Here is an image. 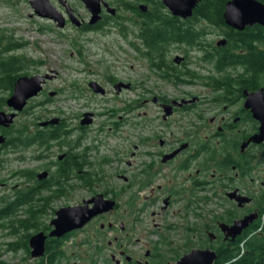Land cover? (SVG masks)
<instances>
[{
  "label": "flooded vegetation",
  "instance_id": "obj_1",
  "mask_svg": "<svg viewBox=\"0 0 264 264\" xmlns=\"http://www.w3.org/2000/svg\"><path fill=\"white\" fill-rule=\"evenodd\" d=\"M51 1L62 12L66 20L63 27L57 25L61 29V32L58 33L60 37L70 36L64 34L66 32L64 28L67 27L81 34L104 33L105 30L111 31L115 28L125 44L136 53L137 59L146 61L144 66L148 69L149 74H152L154 78H159L158 80L161 81H153L152 84L144 87V84L140 81L129 78L123 79L112 73L104 75V80L102 81L90 79L85 86H80L78 81L73 80L69 85L71 87L69 99L76 100L81 107L88 106L94 100L93 97L96 96L102 98L101 102L103 104L114 101L118 106L104 113L94 110L82 111L74 116L73 120H75V123L71 124L68 123L65 116L43 117L40 113L38 115L35 109V106H37L35 105V99L39 95L45 94V97L38 100V106L46 107L62 93L63 88L51 89L49 87L51 82L59 78V73L56 72L55 75L52 74V78L46 79L39 94L30 98L26 106L20 111L9 106L8 99L14 92V85L18 77L34 74L19 73L12 90L11 87L0 85V112L16 113L13 122L9 125L0 124V139H2L0 141V173L6 170L5 162L9 161L6 154L20 153L16 156V159L24 160L25 155L22 152L32 150L33 159L49 160L42 168L29 169L25 167L24 169L11 171L12 176L16 177L18 182L15 183L14 190L11 193L6 194L8 192L4 193L5 190L0 193V205L14 199L19 191L26 188H36L39 196L45 194L48 202L53 204L73 193L75 187H77L75 180H78L79 184L90 186V182H84L74 174V152H79L86 160L83 169L79 170L80 174L85 175L89 170L102 174V167L105 164L112 163V160L107 155L94 160V155L101 154L100 145H103L104 125L93 129V124H95L98 115H105L112 120L107 136L110 133L115 135L114 132H121L120 128L122 127H129L132 132L129 133L131 135L135 136L138 132L142 134L141 137L137 135L136 140L132 143V149L129 146L125 155H123V150H115L114 162L119 166V170L122 168V163L125 162L127 168L134 167L133 170L145 174V180L149 184L155 180L156 173L160 174L173 168L184 172L190 171V177H192L194 175L192 170L194 169V173L198 176L193 178L192 183L195 187H201L202 185L204 186V180L200 177V172H202L203 166L208 167L207 164H210L213 168L212 178L209 181L211 184H218L220 181L230 183L231 189L227 190L225 195L226 199L231 203V207L224 211L228 214L229 220L220 219L212 223L213 227L208 226L205 231L209 240L205 245L199 246V248L215 249L214 246L219 240L221 243L234 242L248 233L249 236L256 234L258 237L264 238L262 226L254 229L264 207L261 202L264 196V168L258 158L260 156L264 163V143H255L250 140L253 135L260 131L262 123L254 117L251 108L246 106L249 93L259 89L264 90V85L258 88H250L238 84L226 85L220 82V79L226 74H231L236 79L244 78L247 75L244 72L247 70L243 62L247 60L251 51L258 46L259 50L264 52V24L247 25L240 30L227 24L224 26L220 22L212 23L207 21V23L201 19L199 21L195 9L201 0L198 1L193 9L192 15L187 18L173 14L169 7L163 3L164 7L160 9L165 10L171 20V22L167 23L170 31L166 32L167 37L161 38L157 36L155 38L154 29L144 30V27L150 24L147 19L153 16L155 5L152 6L151 3L154 0H134L137 8L134 5V9L129 16L130 22H123L126 17H123V8L119 3L111 4V2L106 0L110 8L101 2V18L94 23L91 22L92 13L82 0H74L76 4L72 3L73 0H66L65 4L60 0ZM228 1L230 0H227L226 3ZM259 1L264 2L263 0ZM224 11L225 7L222 13V21L225 23ZM191 18H194V21H191L192 23L186 22ZM128 24H130L131 28L128 27ZM190 26L193 27L194 31L190 30ZM123 27L126 28L124 29ZM203 27L205 28L202 29ZM187 28H189V33L193 34L192 38L186 37ZM184 30L186 31L184 32ZM251 30H253V34L249 33ZM146 34L149 35L147 38L144 37ZM130 36L132 37L130 38ZM249 38H251L252 43L247 42ZM76 40L75 38L71 39V43ZM234 59L238 62H235ZM85 70L82 72H85ZM47 73L38 74L46 75ZM262 74L264 75V72ZM202 79L206 81L205 85L209 86L214 94L212 96V116L208 120L204 114L206 108L200 107L204 96L200 97V94L189 91L186 96L181 97H171L168 93L170 83L175 88V84L178 86L181 84L194 85L198 84L197 81ZM93 81L102 86L104 89L103 93L95 91L91 85ZM120 82L129 84V86L125 87L122 85L118 89L116 84ZM168 83L169 85H167ZM109 87L114 88L115 91L112 92ZM51 92H54L53 95H51ZM85 92H91V97L85 95ZM125 92H131L134 96L126 98L123 96ZM86 113L92 114L90 123L83 122ZM25 114L33 115V118L29 120L30 122L17 124V119ZM55 117L60 118L59 122L47 123ZM206 120L209 123H206ZM27 126L30 129L34 128L36 131H45L47 136L50 132L57 134L59 127L67 132L64 133L66 138L62 141V138L59 139L54 136L46 142L48 137L41 139L37 135L38 139L29 146L13 145L16 142L18 132L25 130ZM172 127L177 128L178 134H175V131H170ZM203 127L207 128L208 133L199 142L196 139L198 128L203 130ZM87 139L91 140L83 144L84 140ZM18 147L19 149H17ZM55 147H59V149L55 150ZM140 147L143 148V151H139ZM254 149L259 153L254 154ZM66 158L69 164V176L67 180H64V178L61 180V186L64 184L67 187L58 193L57 190L61 187L54 173L58 171L60 164ZM42 173H46L45 176H40ZM119 174L120 178L124 180L123 185L125 183L130 184L129 180L133 178L131 174L126 175L125 172L124 174ZM4 185L6 183L1 180L0 189ZM162 186V184L158 183L157 187H153L151 191L154 194L157 189L161 190ZM230 193H233V196H230ZM97 194H100V192L92 194L91 197L83 199V201L93 198ZM103 194L106 198L114 199L116 201L114 209L119 210V203L116 197L108 193ZM240 195L249 197L250 201L240 203L238 201V196ZM154 197L156 198L155 195ZM170 199V195L167 196V199H164L165 203H170ZM20 213L21 215L23 214L22 216L26 215L23 209ZM249 214H256V217L237 236L227 235L222 230L221 223L232 225L236 220ZM105 216V213L99 214L85 226L92 224L96 226V222ZM107 224L109 229H113V221H109ZM85 226L79 229H83ZM47 228V231H43L49 233L53 226L49 224ZM105 228L106 223L101 221L99 232L101 233ZM79 229L59 237L58 241L62 243L71 233ZM197 232L198 229L195 230V237L198 235ZM119 233L122 234V228H120ZM114 237L116 240L120 238L118 235ZM49 238H47L46 244ZM0 250V252L4 251V249ZM118 252L124 264H155L156 258H159L158 253L148 249L145 257L151 260L147 262L140 260L128 254L122 243H120ZM186 252H189V250ZM0 258L2 259V255ZM119 262L117 260L116 263Z\"/></svg>",
  "mask_w": 264,
  "mask_h": 264
},
{
  "label": "rangeland",
  "instance_id": "obj_2",
  "mask_svg": "<svg viewBox=\"0 0 264 264\" xmlns=\"http://www.w3.org/2000/svg\"><path fill=\"white\" fill-rule=\"evenodd\" d=\"M30 1L7 0L6 2V0H0V36L4 37L5 42L11 40L13 45H18L11 53L23 58L22 62L25 65L32 59L43 61L42 64H28L18 73L43 74L48 72L53 75L56 72L59 73V78L51 82L49 87L51 89L59 87L64 90L54 102L46 107L38 106V100L44 98L45 94L39 95L35 99L36 101L33 100L37 105L35 109L38 115L40 113L43 117L65 116L68 123L71 124L75 123L74 116L82 111L94 110L104 113L118 106L114 101L103 104L102 98L96 96L88 106L81 107L76 100L69 99L71 91L69 85L73 80L78 81L80 86H85L90 79L102 81L104 75L112 73L123 79L140 81L144 87L152 84L153 81H161L149 74L148 69L144 66L146 61L137 59L136 53L125 44L115 28L111 31L105 30L106 33L81 34L67 27L64 28L66 31L64 34L70 36L62 38L58 35L61 29L57 24L35 14ZM72 3L76 4V1L73 0ZM122 13L125 17H129L131 14L126 9ZM128 25L130 27V24ZM74 38L77 40L71 43V39ZM83 70L85 72H82ZM197 82L198 84L194 85L181 84L178 86L175 84V88L170 83L168 93L171 97L186 96L188 91L200 94V97L204 96L200 107L206 108L204 114L208 120L212 116V96L214 94L212 89L205 85L204 79ZM110 89L112 92L115 91L114 88ZM85 95L91 97V92H85ZM123 96L131 98L134 94L125 92ZM32 118L33 115H21L17 119V124L27 122ZM111 121L105 115H98L95 124H93V129L104 125L103 145H100L101 154L94 155V160L105 155L112 160V163L101 166L103 168L102 178L90 182V186L79 184V181H76L77 187L73 193H70L67 198L51 204L48 213L42 219L46 225H49L56 216L57 209L81 203L83 199L98 192L116 197L119 210L114 209L106 212V216L98 220L96 226L92 224L71 233L60 244V250L63 253L57 262L58 264H124L118 252L120 243H122L128 254L140 260L146 262L151 260L145 257L146 250L150 249L158 254H163L167 264H176L180 257L187 253L186 250L199 248L208 242L205 229L208 226L213 227L212 223L220 220L218 215L226 213L225 209L231 207V203L225 195V192L231 189V185L220 181L218 184L209 183L195 187L192 181L198 175L194 173V169L192 177H190V171L184 172L173 168L160 174L156 173L155 180L149 184L145 180V174L133 170L134 167L127 168L125 162L122 163V168L119 170V166L114 162L115 150H123V155H125L129 146L132 149V143L136 140L137 135L141 137L142 134L138 132L135 136L131 135L129 127H122L120 128L121 132H114L115 135L110 133L107 136ZM198 129L196 139L200 142L208 130L205 127L203 130ZM170 131H175V134H178L175 127H172ZM89 140H84L83 144ZM58 149L59 147H55V150ZM139 151H143V148L140 147ZM254 151V154L259 153L256 152V149ZM19 154H6L9 161L5 162L6 170L0 173V178L6 185L1 187L0 193L5 190L4 193L8 192L6 194H9L14 190L13 187L18 181L16 177L12 176L11 171L25 167L29 169L42 168L49 161L48 159H33L32 150L22 152L25 155L24 160L16 159ZM258 158L264 168L263 159L260 156ZM207 166H203L202 172H200L201 176L199 175L204 182L210 181L212 178L213 168L210 164ZM129 169L131 170L128 171ZM124 172L126 175L133 176L129 180L130 184L123 185L124 180L120 178L119 173L124 174ZM158 183L163 186L161 190L157 189L153 194L151 190L153 187H157ZM169 195L171 202L167 204L164 199H167ZM101 221L106 223V228L100 233ZM109 221H113V229H109L107 224ZM194 227L198 229L197 237L194 236L195 231L191 229ZM120 228H122V234L119 233ZM7 232V229L0 230V249H4L2 261L6 264H36L39 259L27 257L21 250L17 253L5 251L7 243L13 240L6 234ZM115 235L120 236L119 240L115 239ZM24 256H26L25 259H23ZM117 260L120 262L116 263Z\"/></svg>",
  "mask_w": 264,
  "mask_h": 264
},
{
  "label": "trees",
  "instance_id": "obj_3",
  "mask_svg": "<svg viewBox=\"0 0 264 264\" xmlns=\"http://www.w3.org/2000/svg\"><path fill=\"white\" fill-rule=\"evenodd\" d=\"M108 1L111 2V4L119 3L123 10L126 9L130 12L134 9V5H136L134 0ZM226 1L227 0H201L195 9L197 18L199 21L201 19L205 22H220L226 26V23L222 21V13ZM151 5H155L153 16L147 19V22L150 24L144 27V30L149 28L154 29L155 38L157 36L161 38L167 37L166 32L170 31L167 23L171 22V20L168 18L166 11L160 9L164 7V4L161 0H154ZM126 21H130V18L126 17L123 19V22ZM191 21H194V18L188 19L186 22L192 23ZM123 28L125 29L126 27ZM190 30L194 31L192 26H190ZM185 31L186 30H184V32ZM249 33L253 34V30H251ZM148 36L149 35L147 34L144 35L145 38ZM186 37H193V34L189 33V28H187ZM250 39L251 38H249L247 42L252 43ZM16 47H18V45H13L11 40L5 42L4 37L0 36V85L11 87V90L16 78L19 76L18 71L23 70V68L25 69L26 65L31 63H43L41 59H32L25 65V63L22 62L23 58L11 53ZM234 61L238 62L236 59H234ZM243 63L247 70L244 71L245 74H247L244 78L236 79V77H232L231 74H226L222 79H220L221 84H238L240 86H248L250 88H258L263 86L264 75L262 73L264 72V52L260 51L259 47L256 46L255 49L251 51V54H249L247 60H245ZM65 132V130H62V128L58 127L57 134H52V132H50V134L47 136L45 131H36L34 128L30 129L29 126H27L25 130L23 129L18 132L16 142L13 143V145L29 146L30 144L35 143L36 139H38L37 135H39L41 139L48 137L46 142L51 140L54 136H56L55 138H62L63 141V139L66 138V134H64ZM74 153V174L78 177V179H81L84 182H92L94 180L98 181L102 178L101 174L95 173L92 170L87 171L85 175L80 174L79 170L83 169L86 160L79 152ZM68 170L69 164L68 159L66 158L60 164L58 171L54 173L57 181L60 183L59 186L61 187L58 188V193H60L63 188L67 187L64 184L61 186V180H63V178L64 180H67L69 176ZM209 183L211 182L207 181L203 184L206 185ZM261 202L264 205V196L262 197ZM50 206L51 204L48 202L45 194L39 196L36 188L23 189L17 193L14 199L0 205V230L7 229L8 232L6 234L13 238L12 241L7 243L5 251L17 253L19 250H21L24 255L27 257L30 256L29 238L34 232L36 233L40 229L46 231L48 230L47 225L42 218L48 213ZM22 209L26 212V215L24 216H22L20 213ZM218 217L225 221L229 220L228 214L226 213H222L218 215ZM260 226H262V229H264V207L261 211L259 221L254 229H257ZM192 230L195 231L196 227L192 228ZM60 244L61 242L58 241V238L50 237L46 244L44 256L40 257L36 264H58L57 261L60 260L63 253L60 250ZM214 248L218 254L215 264H264V238L258 237L256 234L252 236H249V233L245 234L234 242L229 241L221 243L219 240ZM2 254L3 252H0V257ZM26 256H24L23 259H25ZM0 264H6V262L2 261L0 258ZM155 264H167V260L164 258L163 254H159V258H156Z\"/></svg>",
  "mask_w": 264,
  "mask_h": 264
},
{
  "label": "water",
  "instance_id": "obj_4",
  "mask_svg": "<svg viewBox=\"0 0 264 264\" xmlns=\"http://www.w3.org/2000/svg\"><path fill=\"white\" fill-rule=\"evenodd\" d=\"M60 1L63 4L66 2V0ZM82 1L92 13V23L101 18V2L106 7L110 8V5L106 0ZM162 1L167 7H169L173 14L187 18L192 15L193 9L196 7L199 0ZM30 3L35 14L56 22L59 27L64 26L66 22L65 17L51 0H31ZM223 16L227 25L240 30L244 29L247 25H253L256 23L264 24V2L259 0H230L226 3ZM52 77L53 75L50 73H47L46 75L34 74L18 77L14 85V92L8 99L9 106L18 111L22 110L26 106L28 100L37 96L43 89V83L45 80ZM91 85L96 92H104V89L99 83L93 81ZM122 85L125 87L129 86V84L120 82L116 84V87L120 89ZM53 93L54 92H51V95H53ZM246 106L251 108L254 117L262 123L260 131L253 135L250 140L255 143H264V90L259 89L249 93ZM15 115V112H0V124L9 125L13 122ZM91 116V113H86L83 122L90 123L92 120ZM59 119V117H55L47 123H57L59 122ZM1 140L2 139H0V141ZM45 174L46 173H42L40 176H45ZM233 193H230V196H233ZM238 201H240V203L248 202L250 201V198L240 195L238 196ZM115 205L116 201L114 199L106 198L103 193H100L93 198L84 200L82 203L60 207L56 210V216L50 223L53 226V229L49 233L41 230L31 236V257L40 258L44 256L46 251V240L48 237L59 238L73 230L82 228L95 216L113 210ZM255 217L256 214H249L244 218L236 220L232 225L223 222L221 223L222 230L226 232L227 235L235 237L241 233L244 228L248 227L249 223L254 220ZM217 257L218 254L215 249L193 248L180 257L176 264H215Z\"/></svg>",
  "mask_w": 264,
  "mask_h": 264
}]
</instances>
